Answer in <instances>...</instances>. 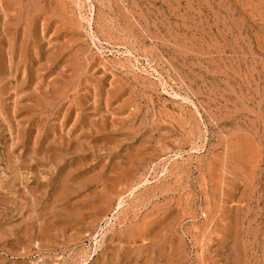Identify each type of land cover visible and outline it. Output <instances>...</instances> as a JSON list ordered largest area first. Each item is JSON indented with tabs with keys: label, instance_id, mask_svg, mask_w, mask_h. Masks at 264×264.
I'll return each mask as SVG.
<instances>
[{
	"label": "rangeland",
	"instance_id": "1",
	"mask_svg": "<svg viewBox=\"0 0 264 264\" xmlns=\"http://www.w3.org/2000/svg\"><path fill=\"white\" fill-rule=\"evenodd\" d=\"M0 264H264V0H0Z\"/></svg>",
	"mask_w": 264,
	"mask_h": 264
}]
</instances>
